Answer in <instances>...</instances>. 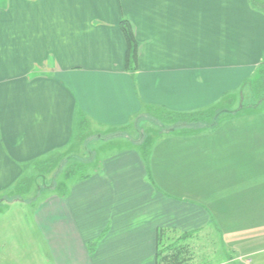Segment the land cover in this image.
<instances>
[{
    "label": "crops",
    "instance_id": "obj_1",
    "mask_svg": "<svg viewBox=\"0 0 264 264\" xmlns=\"http://www.w3.org/2000/svg\"><path fill=\"white\" fill-rule=\"evenodd\" d=\"M263 60L264 10L250 0H0V189L71 148L83 127L111 132L147 109L202 112L242 95ZM259 107L159 140L156 187L126 149L62 192L37 189L31 233L0 217V264H159L161 231L166 242L193 233V252L216 238L229 255L214 264H264Z\"/></svg>",
    "mask_w": 264,
    "mask_h": 264
},
{
    "label": "rangeland",
    "instance_id": "obj_2",
    "mask_svg": "<svg viewBox=\"0 0 264 264\" xmlns=\"http://www.w3.org/2000/svg\"><path fill=\"white\" fill-rule=\"evenodd\" d=\"M255 73L256 75L243 82L242 95L238 91L236 95L234 94V97L230 99L225 97L226 101L221 100L217 105L208 109L211 113L221 111L218 112L220 113L218 121H225L224 118L232 115V112L239 109L240 105H243V111H246V107L249 105H253L255 102L253 94L252 97H248L249 91L252 89L250 82H255V78L259 74L264 75V66L260 69L257 68ZM260 105L258 111L264 110V103L262 102ZM223 111L228 112L222 113ZM168 116L164 110L147 109L125 127L113 129L111 132L105 128H88L82 133L81 140L70 146L71 148H67L66 151L56 152L37 163V165H25L22 167V175L19 179L13 181L6 188L0 189V217H4L8 222L13 220L17 223L14 224L17 228L27 227L28 234L31 233L29 228L32 205L35 202L37 203L40 198L37 189L44 191V189L53 185L52 187L55 189L59 187L58 191H61L63 186L65 188L68 186L69 176H67V173L69 171L72 170L74 173L83 176L87 174L86 176L89 177L95 170H102L103 163L107 158L115 156L126 149L134 150L140 157L147 180L153 187H156L153 184V175L151 174V160L154 153L153 149L159 143V140L172 136L177 137V134L184 136L201 131V129L195 131L197 126L185 125L179 126L173 130L175 132L169 133L173 124H176L178 120L170 119V115ZM192 128L195 129L192 130ZM185 130L188 132H185ZM30 200L32 202H29ZM20 244L22 245V243ZM195 244L194 264L219 263L225 261L229 255V252L221 247L220 242L216 238H212L211 235L206 240L204 238ZM32 248L33 246L29 243L26 246L25 253L28 252V255H30ZM36 256L35 254L34 258Z\"/></svg>",
    "mask_w": 264,
    "mask_h": 264
},
{
    "label": "trees",
    "instance_id": "obj_3",
    "mask_svg": "<svg viewBox=\"0 0 264 264\" xmlns=\"http://www.w3.org/2000/svg\"><path fill=\"white\" fill-rule=\"evenodd\" d=\"M252 4L258 8L264 10V6L258 0H250ZM120 29L125 38L126 42V66L129 69H134L136 67V58H137V44L131 32L130 26L126 20H122L120 23ZM264 66V60L259 65L258 69ZM255 82H250L252 85V94L255 102L253 107H257L262 102L264 103V75L259 74L255 78ZM209 111V112H208ZM221 112L220 110L216 113ZM167 116L170 115V119H177V123L173 124L170 131L175 130L179 126H197V128H206V127H216L218 122V117L220 113H211L210 110L188 113V114H179L166 112ZM223 113V112H222ZM169 117V116H168ZM210 118V119H208ZM86 130L83 127V132ZM87 175V174H86ZM78 175L72 170L67 173L68 178L70 179H79L83 180L88 176ZM193 236V233H184L180 235L176 240L172 242H166V234L164 231L158 233L157 237V260L159 264H187L192 260L194 252L190 246L186 243L190 237Z\"/></svg>",
    "mask_w": 264,
    "mask_h": 264
}]
</instances>
